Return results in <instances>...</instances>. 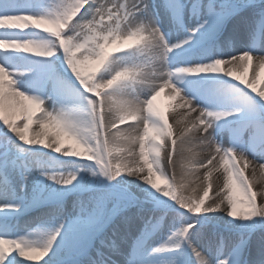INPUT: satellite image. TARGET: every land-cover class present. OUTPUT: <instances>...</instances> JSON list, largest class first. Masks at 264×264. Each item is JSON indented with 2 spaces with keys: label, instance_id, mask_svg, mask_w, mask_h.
<instances>
[{
  "label": "snow or ice",
  "instance_id": "1",
  "mask_svg": "<svg viewBox=\"0 0 264 264\" xmlns=\"http://www.w3.org/2000/svg\"><path fill=\"white\" fill-rule=\"evenodd\" d=\"M41 261L264 264V0H0V264Z\"/></svg>",
  "mask_w": 264,
  "mask_h": 264
},
{
  "label": "bare ground",
  "instance_id": "2",
  "mask_svg": "<svg viewBox=\"0 0 264 264\" xmlns=\"http://www.w3.org/2000/svg\"><path fill=\"white\" fill-rule=\"evenodd\" d=\"M161 101H162L163 103H167V101L164 99V97L161 98ZM121 127H122V128H123V127H126V125H121ZM116 258L121 259V258H119V257H116ZM40 264H42V261L40 262Z\"/></svg>",
  "mask_w": 264,
  "mask_h": 264
},
{
  "label": "rangeland",
  "instance_id": "3",
  "mask_svg": "<svg viewBox=\"0 0 264 264\" xmlns=\"http://www.w3.org/2000/svg\"><path fill=\"white\" fill-rule=\"evenodd\" d=\"M215 191H216V186L214 185V188H213V193H212V194H210V196H211V195H214ZM199 194H201V195H202V192H201V193H199ZM116 259H118V258H116ZM118 260H119V259H118Z\"/></svg>",
  "mask_w": 264,
  "mask_h": 264
}]
</instances>
